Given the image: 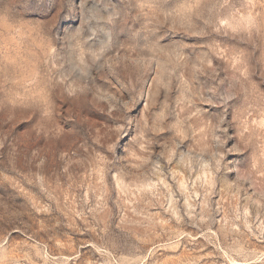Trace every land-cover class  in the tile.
<instances>
[{
  "label": "rangeland",
  "instance_id": "1",
  "mask_svg": "<svg viewBox=\"0 0 264 264\" xmlns=\"http://www.w3.org/2000/svg\"><path fill=\"white\" fill-rule=\"evenodd\" d=\"M0 264H264V0H0Z\"/></svg>",
  "mask_w": 264,
  "mask_h": 264
}]
</instances>
